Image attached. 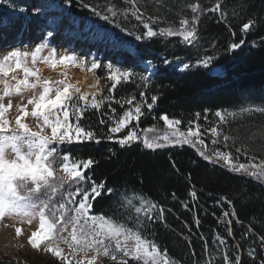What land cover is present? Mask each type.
<instances>
[{
  "label": "trees",
  "instance_id": "obj_1",
  "mask_svg": "<svg viewBox=\"0 0 264 264\" xmlns=\"http://www.w3.org/2000/svg\"><path fill=\"white\" fill-rule=\"evenodd\" d=\"M61 2L69 5L70 16L90 20L99 30L111 31L114 40L128 48L110 55L109 63L150 77L146 88L138 87L141 82L137 77L135 82L123 83L111 93L115 98L112 106L120 114L131 106L125 104L121 108L117 100L135 96L137 101L147 99L151 103V96L158 97L151 111L145 107L140 121L131 123V127L138 124L137 133L163 128L165 123L159 118L165 114L169 119L181 121L179 130L184 132L190 127H200L205 117H213L218 110L238 112L242 108L264 107V0H198L204 9H212L219 2L221 10L206 11L200 17L196 47L185 45L179 36L136 40V35L146 29L130 11L125 18L123 10L129 8L127 0ZM196 2L163 0L160 5L155 0H144L140 3L145 20L149 16L160 18L154 26L158 30L170 24L178 28L182 18L191 19L193 13L187 5ZM84 4L91 7H83ZM112 5L121 10V14L112 17L106 10ZM2 7L4 3L0 9ZM92 7L101 15L93 14ZM102 15H108L110 20L102 19ZM250 20L254 21V26L244 32L242 25ZM241 40L245 43L237 50L230 49L232 43ZM205 57H214L207 69L197 63ZM165 60L170 63L165 64ZM184 63L190 67L183 69ZM143 64H149L154 73L149 75ZM214 69H220L221 74H213ZM104 70L103 67L97 69L99 79ZM109 87L105 88L103 96L109 95ZM141 91L145 93L143 98ZM104 111L110 112L107 102ZM102 118L107 119L100 112L89 110L82 123L90 125L97 133L106 134L111 122L101 125ZM217 128L229 136L232 147L264 162V141L260 136L264 133V114L245 113L235 120L220 123ZM114 138L117 137L114 135ZM201 151L196 144H175L153 150L133 142L121 147L102 138L99 144L76 145L72 155L93 158L96 163L86 170L90 181L104 182L106 187L115 190L114 195L96 198L94 213L106 216L114 198L127 192L142 195L163 207L165 224L154 220L149 226V238L156 241L161 253L166 249L168 257L178 264H226L225 255L232 260L240 256L241 264H261L264 260V245L260 241L264 236V185L206 160L200 155ZM90 181L84 182V186L91 187ZM193 191L196 200L192 199ZM228 204L235 215L229 228L222 223ZM225 229L230 230L229 236ZM252 250H255V258L248 255ZM0 264L21 263L4 259Z\"/></svg>",
  "mask_w": 264,
  "mask_h": 264
},
{
  "label": "snow or ice",
  "instance_id": "obj_2",
  "mask_svg": "<svg viewBox=\"0 0 264 264\" xmlns=\"http://www.w3.org/2000/svg\"><path fill=\"white\" fill-rule=\"evenodd\" d=\"M155 2L163 5V0H155ZM66 3L70 4L71 0H66ZM127 4L129 8L123 10L125 18H127L126 14L130 11L131 15L146 29L142 34L136 35V40L179 36L182 38V43L193 47H196L199 42L197 25L200 22V17L206 11L216 12L221 10L219 2L212 9H204L197 0L196 3L187 5L193 13L191 19L182 18L178 28L170 24L168 27L157 30L154 26L160 22V18L149 16L145 20L144 13L141 11L143 5H141L140 0H127ZM83 7L88 8L91 6L84 4ZM91 10L93 14L101 15L95 7H92ZM106 10L111 13L112 17L121 14V10L117 9L115 5L108 6ZM220 14L221 16L224 15L222 11ZM102 19L110 20V17L102 15ZM253 26L254 21L250 20L242 25V30L247 32ZM6 32L7 29L0 30V35L6 34ZM244 43V40L239 43H232L230 49L235 50ZM43 47L44 45H39L31 53L11 49L0 59V73L5 76L9 71L15 69H22L24 72V78L17 80L14 88L9 85L7 80L3 81L4 89L3 94L0 95V101L10 96L13 91L16 94H20L22 90L33 92L27 104L18 106L20 114L15 117V128L5 118V113L12 108L11 101L7 105L0 102V218L5 216L38 217L39 226L37 230L31 233L29 243L34 248H38L42 243L47 242L45 250L62 261H67V257L62 255L61 248L52 246L54 243L68 244L74 252H84L85 255L88 250L94 251L96 255L87 259L85 264H96L97 257L100 255L108 257L116 264H129L130 260L133 264H178L174 258L168 257L166 249L163 250V255H161V249L156 241L148 238V224L152 223L157 217L163 219L165 210L144 196L121 194L118 211L123 210V214L126 216L124 222L110 216L90 215V210L93 208V202L96 198L101 195H114L115 190L106 187L104 182L97 184L95 181H90L86 170L96 163L93 158L83 159L72 155V153L76 145H83L86 142L99 144L102 138L119 143L121 147L140 140L145 148L153 150L163 148L170 143H189L192 137L196 138L194 143L203 144L204 141L200 138L202 133L199 125H197L195 131L190 127L186 135L179 133L177 127L171 133L141 137L136 130L138 124L133 125L131 128H129V125L132 121H140L145 114V107L151 111L157 103L158 97L156 95L151 96V103H148L147 99L137 101L135 96L123 101L117 100L116 103L121 108H124L125 104L131 106L120 114L112 106V101L115 98L111 93L123 83L135 82L137 77L141 82L138 87L143 86L146 88L151 82L149 76L121 69L113 63L101 65L97 61H92L86 70L95 75V70L103 67L107 69L108 79L113 83L108 88V96L82 93L79 87L67 83L66 80H61L58 83H54L49 79L41 81L39 72L27 66V58L30 56L32 63L35 64ZM44 60L52 68H55L58 64H72L78 68H84L87 63L70 55L61 56L57 60L55 51H51L48 57H44ZM213 60L214 57H205L197 63L207 69ZM164 63L168 64L170 62L165 60ZM13 64L14 68L12 67ZM189 67V64H183V69ZM29 77H36V82L30 83ZM13 79L16 78L13 77ZM96 83L99 84V80ZM38 86L42 90L36 93L35 90ZM140 96L143 98L145 93L141 91ZM106 102L107 109L110 112L104 111ZM29 105H31L30 111ZM89 110L100 112L102 116L107 117V119H100L99 123L101 125L111 122L106 134L97 133L90 125L85 126L82 123L85 114ZM253 112L264 114V107L242 108L239 112H229L227 110L222 112L218 110L215 112V116L219 118L222 125L227 123L229 119L235 120L245 113L250 115ZM199 115L197 113V117ZM28 116L35 118L37 130H33L28 123L24 122ZM159 119L163 120L169 129L181 123L179 120L169 119L166 114L160 116ZM125 128H129L126 134L114 138L113 134L121 133ZM154 131V128L145 130V132ZM208 131L214 136H220V132L215 126L208 129ZM260 136L264 141V133H260ZM223 140L227 142L229 136L224 135ZM218 142L216 139L212 141L214 144ZM236 151L240 152V149L237 148ZM200 155L206 160H212V157L205 155L203 151L200 152ZM214 155L217 158L215 162L223 161L233 172L246 173L257 180H264V164L252 165V168L259 169V171H253L244 163L233 164L231 154L217 151L214 152ZM173 166L175 167L174 164ZM58 171H62L63 175H58ZM88 181L91 182V187L85 189L83 183ZM73 186H75L74 191L70 190ZM191 195L195 197V192L193 191ZM137 203L139 206H137ZM69 205L74 207H69ZM184 206L187 207V204ZM153 213L156 215H153ZM128 222L132 223V227H129ZM226 223H230V221ZM69 226H71V231L68 236H64L63 233L68 232ZM16 231L18 235L21 232L19 228ZM129 241H134L132 247L128 246ZM260 241L264 245V236L260 238ZM248 255L255 258V250L250 251ZM224 259L226 264H241L240 256H236L235 260H232L225 255ZM77 264H81V262H77ZM261 264H264V260H261Z\"/></svg>",
  "mask_w": 264,
  "mask_h": 264
},
{
  "label": "rangeland",
  "instance_id": "obj_3",
  "mask_svg": "<svg viewBox=\"0 0 264 264\" xmlns=\"http://www.w3.org/2000/svg\"><path fill=\"white\" fill-rule=\"evenodd\" d=\"M143 1L144 0H140L141 3ZM3 3L5 4V7L0 9V15L3 14L2 20L0 21V30L7 29V32L6 34L0 35V59H2L3 55L7 54V51L11 49H19L21 51H28L31 53L37 46L44 45L43 50L39 54L35 64L32 63L30 56L27 58V66L32 68L34 71L39 72L41 81L43 79H49L54 83H58L61 80H66L67 82L65 76V79H63V77L59 79L57 78V75H64L65 73L75 75V73H77L79 81L74 82L73 85L79 87L82 93H88L90 95L94 93L103 95L105 88L109 87L113 83V81L108 79L107 69L102 71L101 74L103 77L101 79H99L96 75L97 69L95 70V75H93L92 72H88L86 70V68L90 66V62L97 61L102 64H108V57L110 55L115 54L119 50L124 51L128 49L126 46L114 40L111 31L99 30L90 20L70 16L68 13L69 5L63 4L61 0H0V5ZM37 9H39V11H37ZM49 33H51V35H49ZM51 51H55V58L57 60H59L61 56L70 55L76 57L78 60L82 59L87 62L86 66L84 68H78L72 64H58L55 68H52L50 64L44 60V57H48ZM117 63H119V61ZM12 67L14 68V64ZM142 67L149 75L154 73V71L151 70L149 64H143ZM221 72L222 71L220 69L212 70L213 74H221ZM13 77L16 79H13ZM23 78L24 72L22 69L9 71L6 76L3 73H0V95L3 94V81L7 80L9 85L13 86L14 88L17 80ZM36 79V77H29V82H36ZM88 80H91L95 84V88L88 90L87 92L86 82ZM97 80H99V84L96 83ZM41 90L42 89L38 86L35 91L38 93ZM32 95L33 92L30 90H22L20 94H16L15 91H13L10 96L5 97L3 101H0L5 105H7L9 101L12 103V108L5 113V118L11 122V126L13 128H15V117L20 114L18 112V106L27 104L28 99H30ZM28 108L30 111L31 105H29ZM24 122L28 123L29 126L33 128V130H37L35 127V118L28 116L25 118ZM213 124H216V127H219L220 124L219 118L216 117L215 114L211 118L203 119L202 125L199 127L200 132L202 133L200 138L204 141L203 144L194 143L196 139L195 137L191 138V142L182 144H196L202 149L203 152H205V155L211 156L212 161L214 162L217 159L214 155V152L218 151L231 154L233 157V164L239 165L244 163L249 166L250 170L259 171L258 168H252V165L259 166L264 164V162L249 158L242 152H237L236 149L229 144V140L227 142L223 140L224 133L221 130H218L220 132V136H214L208 131V129H210ZM177 127L179 129V125L173 126V128L169 129L165 124L163 128L155 129L154 132H140L138 135L143 137L145 135L153 136L157 134L171 133L175 131ZM129 128H131V124L129 125ZM129 128H125L123 132L114 135L117 138L120 136L122 137L125 134V130H129ZM196 128L197 126H194L192 127V130L195 131ZM187 131L188 130L183 132L179 130V133H184L186 135ZM214 139L218 140L219 142L215 144L212 143ZM134 142L142 144L140 140H136ZM172 145L175 144L170 143L167 146ZM205 145H207V147H205ZM215 163L219 164L230 172H233L230 167L225 165L223 161ZM57 174L63 175V172L58 171ZM237 174L249 177L264 185V180H257L255 177L242 172ZM83 187L85 189H90V187H85L84 184ZM70 190L74 191L75 186H73V188ZM127 194L129 196L137 195L133 194L132 192H127ZM77 199H79V197H77ZM120 199L121 195L114 198L111 209L108 210L106 217H114V219L124 222L126 220V216L123 214V210L120 209L118 211V202ZM192 199L196 200V195L195 197L192 196ZM222 202L226 203L225 201ZM137 206H139L138 203ZM69 207L74 206L69 205ZM226 213L227 215H224L222 223L228 225L229 228L231 220H235L234 212L229 204L225 214ZM90 215L99 214L94 213L92 208L90 210ZM153 215L156 214L153 213ZM155 221L162 222V225L165 224L163 219L159 217H157ZM229 221L230 223H226ZM128 223L129 227H132V223ZM152 223L148 224V238L150 229L149 226ZM38 226V217L30 218L22 216H5L4 218H0V260L10 259L21 264H77V262L85 264L87 259H90L92 256L96 255V253L92 250H88L87 254L85 255L84 252H74L69 248L68 244L54 243L52 246H58L61 248L62 255L67 257V261H62L60 258L55 257L52 253L45 250L47 242L42 243L38 248H34L29 243V237L33 231L37 230ZM17 228L21 230L19 235L16 231ZM70 231L71 226H69L68 232H64L63 235L68 236ZM229 231V229L224 230L228 236ZM216 240H219L217 235ZM222 242L223 241L220 240L219 243L222 246L224 252L225 247L223 246ZM133 245L134 241H129L128 246L132 247ZM161 255H163V253H161ZM107 263L116 262L103 255L97 257L96 264Z\"/></svg>",
  "mask_w": 264,
  "mask_h": 264
},
{
  "label": "bare ground",
  "instance_id": "obj_4",
  "mask_svg": "<svg viewBox=\"0 0 264 264\" xmlns=\"http://www.w3.org/2000/svg\"><path fill=\"white\" fill-rule=\"evenodd\" d=\"M70 74V73H69ZM68 73H67V75L65 76V75H57V78H59V79H61L62 77H63V79H67V83H70V84H74V82H77V81H79V78H78V74L77 73H75V75H73V74H70L69 75ZM64 76H65V78H64ZM56 78V79H57ZM58 79V80H59ZM93 85H95L91 80H88L87 82H86V89H87V92H88V90H92V89H94L95 88V86H93ZM91 88V89H90Z\"/></svg>",
  "mask_w": 264,
  "mask_h": 264
}]
</instances>
